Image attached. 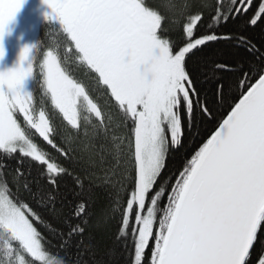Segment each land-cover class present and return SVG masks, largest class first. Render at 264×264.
<instances>
[{"label":"snow or ice","instance_id":"1","mask_svg":"<svg viewBox=\"0 0 264 264\" xmlns=\"http://www.w3.org/2000/svg\"><path fill=\"white\" fill-rule=\"evenodd\" d=\"M25 2L0 0V60L6 55L9 25ZM43 3L51 9L46 21L56 22L67 34L76 58L98 74L130 127L126 143L116 136L111 140L119 143H102L99 148L91 142L101 131L108 133L106 119L112 117L106 118L85 85L68 74L59 46L43 58V86L70 127H54L43 109L37 118L33 92L25 84L30 78L34 81L38 43L22 46L18 66L0 71V157L11 159L19 153L18 165L24 158L42 165V175L52 190L33 193L29 182L18 183L26 176L20 167L9 181L0 159V264H34L31 258L41 264H73L50 254L45 247L48 242L29 216L42 225L45 222L23 197L29 195L63 218L64 210L55 206L59 180L71 176L83 193L85 179L94 178L95 173L82 176L75 168L54 162L37 142V135L68 165L78 163L79 154L87 152L89 167L105 173L104 186L115 189L112 199L121 211L120 233L133 238L134 264H148L145 255L150 241V264H264V251L253 258L258 233L264 230V72L255 83L237 81L236 87L244 89L239 101L229 105L226 118L217 121L213 134L169 186L166 205L162 203L166 189L161 186L170 147L181 146L197 114L215 120L216 92L226 100L231 88L218 79L211 100L204 97L200 68L208 58L197 63L194 58L220 40L258 51L243 31L218 34L211 29L243 18L247 25L264 24V0H216L215 4L201 0L200 12L179 13L186 18L178 40L167 35L170 29L162 27L165 17L148 6L147 0ZM205 8H211V13L205 15ZM206 20L214 23L201 34ZM71 51L68 47L67 52ZM215 70L231 71L226 64H215ZM242 75L246 81L251 79L247 73ZM81 136L91 138L89 143L81 145ZM10 185H16V190ZM90 212L87 198L81 196L64 218L66 230L51 225L49 230L65 248L70 247L73 238L86 231ZM109 216L102 210L97 225L107 223ZM261 245L264 248V242Z\"/></svg>","mask_w":264,"mask_h":264},{"label":"trees","instance_id":"2","mask_svg":"<svg viewBox=\"0 0 264 264\" xmlns=\"http://www.w3.org/2000/svg\"><path fill=\"white\" fill-rule=\"evenodd\" d=\"M165 1V0H164ZM173 1V0H172ZM175 1V0H174ZM180 3H185L187 0H176ZM168 2V1H167ZM165 1V3L167 4ZM208 4H215L216 0H206ZM259 2V0H257ZM188 3H192V0H188ZM194 11H201V0H193ZM148 6L155 8L153 2H148ZM162 4V3H161ZM25 5V3H24ZM225 7L228 4L225 2ZM155 10V9H154ZM187 10H189L187 8ZM211 8L203 9L205 15L211 13ZM251 15V11L249 12ZM168 19L169 16L167 17ZM167 19V20H168ZM184 17L176 20L169 30L168 36L172 39L181 38L180 24ZM246 18L240 20H230L227 24H221L219 27L213 26L211 31L216 33H238L243 31V34L248 37L255 45L258 51H248L244 47H237L234 41L220 40L212 44L211 47L205 48L202 52L197 53L194 58V63L199 62L202 58L207 57L208 63L201 65L200 71L201 76L199 79V86L204 97L211 100L213 93L216 92V81L223 80L231 85V88L226 93V100L222 98L219 92H216V103L213 105L216 111L215 120H206L197 114L195 120L190 126V129L185 131L182 144L178 147H170L168 156L166 159V167L162 176L164 182L161 185L165 187L166 194L162 200L163 205L167 204V195L170 194V185L174 183V179L178 178V174L183 171L184 167L189 165L191 158L195 155V152L203 146V143L210 138L215 128L217 127V121L221 118H226V114L230 112L229 105H233L239 101L241 92L244 90L243 87L237 88V81L242 83H255L259 78V74L264 72V24L258 23L256 26L246 24ZM209 23H214L211 20L206 22L200 27V33L206 34L210 29L208 28ZM169 28V27H168ZM215 64H226L229 66L231 71L224 72L221 70L214 71ZM84 73L85 69L80 70ZM243 73H247L250 80L246 81ZM102 85V84H101ZM103 91V92H102ZM103 101H106L107 108L110 109L112 119L107 121L109 131L105 134L101 131L97 138L91 142L96 145L97 148L103 144L119 143V140L112 141L113 136L120 137L126 143L128 136L129 125H125L123 122V115L118 109L114 98L110 96V90L104 88L101 89ZM91 97L96 100L94 94L90 93ZM108 101V102H107ZM51 113L53 118L54 127H63L66 130L69 128L67 123L63 120V117L58 114ZM106 114V113H105ZM106 114V118H107ZM61 119V120H59ZM59 122V123H58ZM63 123V124H62ZM107 135L108 139H105ZM91 138L80 137L81 145L89 143ZM37 142L40 144L43 150L47 151L51 155L54 162H62L66 166L75 168L77 174L82 176L88 172H94L95 177L92 179H85V191L82 193L79 185H76L71 176H64L59 180L58 188L55 189V206L57 209L62 208L64 210V217L57 218L49 210L48 207L40 206L37 200L31 198L25 194L23 199L29 203V206L39 213L45 222L43 225L36 221L31 215L29 216L35 227L45 238L48 243L45 247L49 250L50 254H56L60 258H67L73 261V264H134V254L132 251V237L130 235H121V211L112 199L111 193L115 189H109L106 186L107 178L105 173L99 168H90L88 162V153L81 152L79 155L82 159L76 164L68 165L66 159L47 146L45 142L36 137ZM3 160L5 168L3 171L7 174L9 181L12 180L16 169L18 167L25 171L26 176L22 177L18 183H22L25 180L30 183V187L33 193L40 191L52 190V186L47 183L43 177V166L38 165L36 162L24 158L23 164L18 165L17 160L20 159V154H15L11 159L0 157ZM30 172V175L27 173ZM13 191L16 190V185H10ZM84 196L88 200L89 207L91 209L90 216L88 217V226L86 231L73 238L71 246L65 248L62 244L61 238L54 234L53 231L49 230V225L57 230H66L64 224V218L70 214L73 205L78 202L79 198ZM125 199L124 192L120 194V204H123ZM109 212L110 216L107 223L97 225V217L101 211ZM28 214V213H27ZM261 242H264V230L258 233V243L255 245L253 250V258L261 253L262 248ZM153 246V242L149 243V250L146 251L145 260L150 264V250ZM34 264H41L39 261L31 258Z\"/></svg>","mask_w":264,"mask_h":264},{"label":"flooded vegetation","instance_id":"3","mask_svg":"<svg viewBox=\"0 0 264 264\" xmlns=\"http://www.w3.org/2000/svg\"><path fill=\"white\" fill-rule=\"evenodd\" d=\"M147 1L153 2L154 6L157 8L159 7L158 9H160V1ZM50 12L51 9L43 3V0H26L25 5L23 4L20 12L17 14V19L13 27L10 28V34L8 36H5L4 44L6 48V55L3 60H0V71L8 70L18 66L19 53L23 45H32L38 43V49L34 57L33 65L34 81L31 78L26 81L25 88L26 90H32L33 92V103L36 108V116H38L39 111L43 109L47 113L53 124V117L51 113H57L61 116L62 114L53 107L50 98L45 95V88L43 86V73L41 71L43 58L46 55L47 51L54 50L57 46H61V51H59L60 54H65V52L69 53L67 52L68 47L72 48L71 52H76V50L74 48L73 42H71L70 38L67 37V34H64L65 36H55L57 38V42L51 41V38L44 36V29L46 28V26H51L56 23L46 21L45 14ZM80 63L82 64L81 61ZM85 68H87L88 71L91 70L92 73H95L94 70L90 69L87 65L85 66ZM78 69L83 70L84 68H82L81 65ZM71 73L73 72L71 71ZM72 76L78 82L82 81L84 83V81L81 78H78L77 75ZM98 83H100L99 80L97 84ZM18 119L23 121L22 114H18Z\"/></svg>","mask_w":264,"mask_h":264},{"label":"rangeland","instance_id":"4","mask_svg":"<svg viewBox=\"0 0 264 264\" xmlns=\"http://www.w3.org/2000/svg\"><path fill=\"white\" fill-rule=\"evenodd\" d=\"M157 1H160L162 3L160 5V9H158L159 7L158 8L155 7L153 9H155V10L158 9L160 14L165 17V20H164V22L162 24V27L164 25H167V27H169V29H170V26L176 20H179L180 18H182L179 15V13L181 11H191L192 13H195L193 0H192V3H188V0H187V2H185V3H180V1H178L177 4L175 3L176 0L175 1L174 0L173 1L172 0H165L166 2L168 1L167 4L165 3L164 0H157ZM187 8L189 10H187ZM168 16H169L170 19L167 18ZM185 18L186 17H184V19ZM16 19H17V17H16ZM14 23L10 24L9 28L13 27ZM44 32H45L44 36H47V37L51 38V41H56V42H57V38L55 36H65L64 35L65 33L62 32V29L58 26L57 23H55L54 25H51V26L50 25L46 26V28L44 29ZM168 34L169 33H167V35ZM6 36H8V35H6ZM51 36H54V37H51ZM60 48H61V46H59V51H61ZM60 55L62 57L63 66L65 67V69L68 72V74H71V76L72 75H77L78 78H81L84 81V83L82 81L81 82L85 85V87L88 90L89 94L92 93V94L95 95L96 100H94V99L93 100L101 107V109H102V111L104 113L109 115L111 111H110V109L107 108V104L105 103L106 101H103L102 95L100 94L101 93V89H99L98 84H97V82L99 80L98 74L97 73H92L91 70L88 71V69L85 68L86 64L85 63L81 64L80 61L76 58V55H77L76 52H69V53L65 52V54H60ZM81 65H82V68H84L86 70L85 73L78 69ZM70 70L73 73H71ZM104 88H106V86H104ZM54 115L56 116L58 114L55 113ZM59 120H61V119H59ZM33 259H35V258H33Z\"/></svg>","mask_w":264,"mask_h":264},{"label":"water","instance_id":"5","mask_svg":"<svg viewBox=\"0 0 264 264\" xmlns=\"http://www.w3.org/2000/svg\"><path fill=\"white\" fill-rule=\"evenodd\" d=\"M38 117V116H37ZM42 140V138H40Z\"/></svg>","mask_w":264,"mask_h":264},{"label":"bare ground","instance_id":"6","mask_svg":"<svg viewBox=\"0 0 264 264\" xmlns=\"http://www.w3.org/2000/svg\"><path fill=\"white\" fill-rule=\"evenodd\" d=\"M54 118V117H53ZM54 120H55V118H54Z\"/></svg>","mask_w":264,"mask_h":264}]
</instances>
